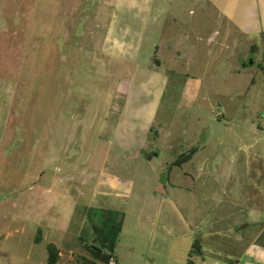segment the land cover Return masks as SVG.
I'll use <instances>...</instances> for the list:
<instances>
[{
    "label": "rangeland",
    "instance_id": "374dc122",
    "mask_svg": "<svg viewBox=\"0 0 264 264\" xmlns=\"http://www.w3.org/2000/svg\"><path fill=\"white\" fill-rule=\"evenodd\" d=\"M262 8L0 0V264H46L50 242L57 264H106V210L118 264H257L240 255L264 247Z\"/></svg>",
    "mask_w": 264,
    "mask_h": 264
},
{
    "label": "trees",
    "instance_id": "16d2710c",
    "mask_svg": "<svg viewBox=\"0 0 264 264\" xmlns=\"http://www.w3.org/2000/svg\"><path fill=\"white\" fill-rule=\"evenodd\" d=\"M260 68L264 73V64H261ZM187 157L189 156L181 154L174 163L180 165ZM123 220L124 215L122 213L106 210L102 223L94 226L96 236L93 241H96L100 245L99 247L96 245L93 246L94 250H92V253L95 259L106 261L109 255L114 254L113 250L118 239V234L121 231ZM104 248L106 250H103ZM47 252L46 264H57L60 261V249L55 244L49 243L47 245ZM192 254L202 255V246L198 238L192 242L189 255ZM83 262L85 264H96L93 259H85Z\"/></svg>",
    "mask_w": 264,
    "mask_h": 264
},
{
    "label": "crops",
    "instance_id": "0c3cea01",
    "mask_svg": "<svg viewBox=\"0 0 264 264\" xmlns=\"http://www.w3.org/2000/svg\"><path fill=\"white\" fill-rule=\"evenodd\" d=\"M261 12H264L263 8L261 9ZM258 20L260 22H262V27L260 29V31L258 32V34L261 36V41H260V46L255 42H251V44L248 46L252 49H254V51L259 52V50H261V56L264 58V15L260 14L258 15ZM111 181V183L113 182H117L119 179L118 178H113V179H109ZM52 243V242H50ZM59 248V247H58ZM203 251V250H202ZM204 254V253H203ZM247 255V258H250V256L254 257L255 260H253L255 263L257 264H264V247H262L261 245H257V244H250L247 247H245V249L241 252V257ZM203 258V257H202ZM203 264H212L211 260L209 259H201ZM217 262H214V264H216Z\"/></svg>",
    "mask_w": 264,
    "mask_h": 264
},
{
    "label": "water",
    "instance_id": "95a60500",
    "mask_svg": "<svg viewBox=\"0 0 264 264\" xmlns=\"http://www.w3.org/2000/svg\"><path fill=\"white\" fill-rule=\"evenodd\" d=\"M167 183V177H166V174H165V171H163V176L162 178L159 180V183L158 185H156L154 187V191L155 192H165V189H164V184Z\"/></svg>",
    "mask_w": 264,
    "mask_h": 264
},
{
    "label": "built area",
    "instance_id": "2783aa9c",
    "mask_svg": "<svg viewBox=\"0 0 264 264\" xmlns=\"http://www.w3.org/2000/svg\"><path fill=\"white\" fill-rule=\"evenodd\" d=\"M106 264H118V262L114 255H109ZM231 264H239V262H232Z\"/></svg>",
    "mask_w": 264,
    "mask_h": 264
}]
</instances>
